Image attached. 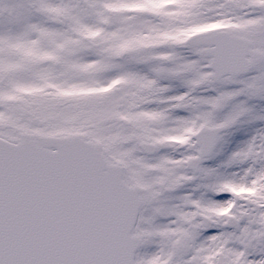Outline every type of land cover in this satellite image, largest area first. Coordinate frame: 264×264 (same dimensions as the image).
<instances>
[{"label":"snow or ice","instance_id":"1","mask_svg":"<svg viewBox=\"0 0 264 264\" xmlns=\"http://www.w3.org/2000/svg\"><path fill=\"white\" fill-rule=\"evenodd\" d=\"M253 101L264 0H0V264H264Z\"/></svg>","mask_w":264,"mask_h":264},{"label":"rangeland","instance_id":"2","mask_svg":"<svg viewBox=\"0 0 264 264\" xmlns=\"http://www.w3.org/2000/svg\"><path fill=\"white\" fill-rule=\"evenodd\" d=\"M182 90V89H181ZM252 103L258 104L260 108H264V101H253ZM252 134V126L243 125L240 126L230 138L229 143L225 146L224 154L221 155L217 161L226 159L227 155L234 150L242 141L248 139Z\"/></svg>","mask_w":264,"mask_h":264}]
</instances>
